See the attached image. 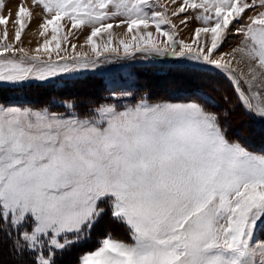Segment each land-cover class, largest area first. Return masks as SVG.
Masks as SVG:
<instances>
[{"label":"snow or ice","instance_id":"1","mask_svg":"<svg viewBox=\"0 0 264 264\" xmlns=\"http://www.w3.org/2000/svg\"><path fill=\"white\" fill-rule=\"evenodd\" d=\"M33 4L41 10L39 35L51 31V39L29 55L15 44L34 11L20 0L14 20L0 14V87L48 86L117 62L105 54L122 51L131 60L141 53L190 64L208 85L213 72L225 74L239 108L264 125V11L241 23L249 9L264 8V0H182L171 16L185 27L189 19L200 23L191 43L178 39L160 0ZM5 6L0 0V12ZM189 11L191 17L180 16ZM65 18L71 29L91 28L86 43L95 58L76 52L74 43L72 54L62 48L69 41ZM10 22L14 43L7 42ZM122 25L131 41L114 46L112 30ZM102 33L108 39L100 45ZM233 33L243 36L242 46L217 53ZM241 63L247 71L237 67ZM194 91L185 103L142 98L122 110L88 104L83 118L71 99L61 102L66 114L0 103V253L8 247L15 264H66L64 257L111 217L126 225L131 242L105 232L93 250L77 253L75 264H264V239H256L264 233V154L228 135L236 106L227 96L218 100L204 87Z\"/></svg>","mask_w":264,"mask_h":264},{"label":"rangeland","instance_id":"2","mask_svg":"<svg viewBox=\"0 0 264 264\" xmlns=\"http://www.w3.org/2000/svg\"><path fill=\"white\" fill-rule=\"evenodd\" d=\"M5 8L3 9L0 14L4 16H8L9 13L12 14V20L15 19V13L17 10V5L19 4L20 0H4ZM161 3H164L168 6V15L173 20V23L177 25L176 31L179 33L178 39L183 40L187 43H191L194 37V29L200 26V23L194 19H189L187 26L180 25V18L171 16L173 10L176 9L177 5L182 3V0H176L175 3L172 0H160ZM251 3V0H249ZM26 6L29 7L31 10L34 11L35 19L29 25V28L25 31L22 35L21 42L19 44H15L17 48L23 46L25 47L29 55H35V48L42 45L45 39H51L52 33L49 31L48 35L40 36L37 30V25L40 22V14L41 10L34 6L33 0H26ZM163 10V9H160ZM261 11H264V8H258L256 11H252L249 9L245 13L244 20L241 22L242 24H247L250 22V17H254L258 15ZM189 16L191 17L193 13L189 11L188 13H182L180 16ZM119 18H117V21ZM114 22V23H116ZM65 25V32L69 33V41L67 43L62 44V48L67 49L68 54L71 53V44H76V52L86 51L89 53V58H95L91 52V48L86 43V38L90 35L91 28L89 26H85L80 29H71L70 21L65 18L62 21ZM16 26L13 23H9L7 26V30L9 33L8 36V43H14V32ZM127 25H122L121 27H114L113 28V45L118 46V40L124 39L128 42L131 41V34L127 33L126 31ZM5 30V26L0 25V34H2ZM150 31L155 32V29H149ZM143 31V29H141ZM158 40L162 39L160 37H156ZM108 39L107 33H102L101 36L96 38V42L100 45L104 44ZM243 36L237 35L233 33L228 37V39L221 44L220 48L217 49V53L224 54V53H232L234 48L242 46ZM54 46V45H53ZM65 53L62 52L61 55ZM53 58L55 59V53L52 54ZM106 56L115 59L117 62L110 63L101 67L96 71H87L78 73L75 76H65L61 78H57L56 85H62L65 81L76 80V79H84L89 77V75H101L103 79V83L107 92V99L103 103H99L94 105L98 106L101 104L112 103L115 104L119 109H123L125 107H130L135 103H139L142 98L147 99L150 103L153 102H169V103H185L190 102L193 98H195V89L196 88H188L187 85L192 84V81H197L200 84H207L206 81L202 80L201 78L193 75L189 69L192 68V65L178 61L173 58H144L142 57L141 53H136L134 59H124L123 53L121 51L120 56H114V54L108 53L105 54ZM216 55V53H214ZM237 59L240 58V54H236ZM42 59H46V54L41 53ZM19 55L16 59H19ZM228 57H226L227 59ZM104 59V57H101ZM160 64H169L175 65L178 64L179 67H183V71L169 73V70L160 67ZM239 68H243L247 71L246 65L241 63L237 65ZM186 71V73L181 74L182 72ZM185 77V78H184ZM211 83L210 85V94L215 96L218 100L219 97L227 96L236 106L235 112L229 118L227 123L228 128V135L230 137H234L239 139L240 142L246 147L249 151H252L257 154H264V125L261 124L259 118H250L248 117L242 109L239 108L238 103L236 101V93L233 90V85L230 80L226 77L225 74L221 72H213L210 77ZM91 87H80L82 89V95L80 99V103L84 106L86 101H90L95 97V92L97 90V84L94 82L88 83ZM33 85H40L39 82H33ZM149 85L151 88H149ZM148 88V90L146 89ZM202 87V86H201ZM4 89H0V103H4L6 105H26V106H33V107H41L44 105H35L32 100L27 95H19L13 94V90L7 87H3ZM144 89V91H143ZM128 93V95H125ZM62 102V101H61ZM61 102H58L59 105L50 104L46 105L52 111L58 112L60 114H66L65 108L61 106ZM81 106V104H80ZM82 108L76 110V114L83 118L84 114L87 112ZM213 111H218V109H212ZM256 141V139H258ZM260 141V142H259ZM109 217L106 226L103 229H94L91 239L97 238V235H103L106 231L107 225L111 226L112 234L115 237L116 228ZM115 232H114V231ZM118 233V232H117ZM128 238L123 239L125 241H130L129 232H127ZM121 236V234H120ZM102 237V236H101ZM99 238V237H98ZM97 238V239H98ZM117 238V237H116ZM256 239H264V233H256ZM88 240V241H90ZM85 241L84 243H86ZM86 249L82 247L81 249ZM77 251V250H75ZM74 251V253H75ZM6 257V253H0V264H13L9 260L4 259ZM66 260V257H64Z\"/></svg>","mask_w":264,"mask_h":264},{"label":"trees","instance_id":"3","mask_svg":"<svg viewBox=\"0 0 264 264\" xmlns=\"http://www.w3.org/2000/svg\"><path fill=\"white\" fill-rule=\"evenodd\" d=\"M162 68H165L167 70H169V73H175L178 71L181 72L183 71V67H179L178 64L175 65H167V64H160L159 65ZM186 73V71L182 72L181 74ZM185 78V77H184ZM200 78V77H199ZM89 82H94L95 84H97V88H95L97 90L98 93L95 92V97L93 98V100L91 99L90 101H86L84 103V106H82V103H80V99L82 95V89L80 90V87L86 86V87H91L88 83ZM188 88H197V87H204L205 90H210V86H208L207 84H200L197 81H192V84L187 85ZM149 88H151V86L149 85ZM0 89H4L3 87H0ZM146 89L148 90V88L146 87ZM152 89V88H151ZM106 88L105 85L103 83V79L101 77V75H89V77L84 78V79H76V80H70V81H65L64 84L62 85H56L54 84H49L48 86H41V85H33L32 87H29L27 89H24L22 91H13V94H23V95H27L29 96L33 101V103L35 105H50V104H55V105H59L58 102L61 101H65V100H69L71 99L72 101L78 102L79 104H81V106L79 108H82L84 110H86L85 105L91 104L92 106L99 104V103H103L106 101ZM108 91V90H107ZM144 91V89H143ZM1 95V92H0ZM78 108V109H79ZM83 110V111H84ZM258 139H256V141H258ZM260 142V141H259ZM113 223H111L112 225H114V227L116 228L115 232L114 230V234H115V238L117 237L118 239H127L128 238V229L126 227V225L122 224V223H116L114 220L110 219ZM106 231L107 232H111V226L107 225ZM121 234V236H120ZM104 235V234H103ZM101 235H97L98 237L103 236ZM97 238H94L93 240L87 241L86 243H83L82 247H85L86 249H77V251H75V253H73V255L71 257H67L66 256V264H75V261L77 259V253L80 251H84V250H93L96 247V242H97ZM3 252L6 253V257L4 259L9 260L11 263L15 264V260L13 258V256L11 255L10 249L8 247H5V249L3 250Z\"/></svg>","mask_w":264,"mask_h":264}]
</instances>
